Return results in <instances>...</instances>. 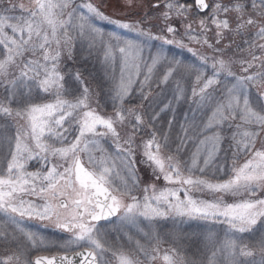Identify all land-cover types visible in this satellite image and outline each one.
I'll return each mask as SVG.
<instances>
[{
	"label": "snow or ice",
	"instance_id": "1",
	"mask_svg": "<svg viewBox=\"0 0 264 264\" xmlns=\"http://www.w3.org/2000/svg\"><path fill=\"white\" fill-rule=\"evenodd\" d=\"M0 264H264V0H0Z\"/></svg>",
	"mask_w": 264,
	"mask_h": 264
},
{
	"label": "rangeland",
	"instance_id": "2",
	"mask_svg": "<svg viewBox=\"0 0 264 264\" xmlns=\"http://www.w3.org/2000/svg\"><path fill=\"white\" fill-rule=\"evenodd\" d=\"M23 1V2H22ZM14 2H19V0H15ZM30 2V0H21L20 3H25V4H28ZM96 3H99V0H95ZM109 12H111V9L108 10ZM99 23V26L103 27L106 31H112V30H115L113 26L111 25H106L102 22H98ZM194 44V43H193ZM192 44V45H193ZM191 46V45H190ZM191 47H194V48H197L199 51L201 52H204L205 54L207 55H210L211 53L209 51H207L206 49L204 48H200V46H191ZM157 186L158 187H163V181H159L157 182ZM207 198V197H206ZM165 247H167V245H165Z\"/></svg>",
	"mask_w": 264,
	"mask_h": 264
},
{
	"label": "trees",
	"instance_id": "3",
	"mask_svg": "<svg viewBox=\"0 0 264 264\" xmlns=\"http://www.w3.org/2000/svg\"><path fill=\"white\" fill-rule=\"evenodd\" d=\"M14 1H15V0H14ZM193 45L198 47V45H196V44H193Z\"/></svg>",
	"mask_w": 264,
	"mask_h": 264
}]
</instances>
